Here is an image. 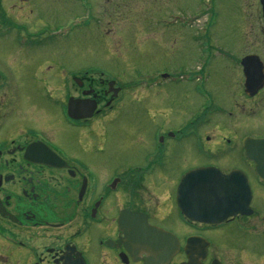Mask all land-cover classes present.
<instances>
[{
  "label": "flooded vegetation",
  "instance_id": "af4514ba",
  "mask_svg": "<svg viewBox=\"0 0 264 264\" xmlns=\"http://www.w3.org/2000/svg\"><path fill=\"white\" fill-rule=\"evenodd\" d=\"M70 1L0 0V264H264V176L244 149L264 138V56L220 50L231 64L215 103L206 57H217L204 55L202 77H189L201 105L150 137V118L126 111L129 85L65 63V21L74 31L80 19ZM69 103L89 116L69 115ZM190 137L215 149L197 167L248 180L249 202L218 223L189 220L176 203L188 169L172 178L175 146L187 153ZM150 227L178 248L151 247Z\"/></svg>",
  "mask_w": 264,
  "mask_h": 264
},
{
  "label": "rangeland",
  "instance_id": "374dc122",
  "mask_svg": "<svg viewBox=\"0 0 264 264\" xmlns=\"http://www.w3.org/2000/svg\"><path fill=\"white\" fill-rule=\"evenodd\" d=\"M77 1L80 19L75 30L71 18L65 21V63L75 59L81 69H95L129 85L126 111L150 118V137L157 128L179 127L201 105L193 93L194 85L201 83L189 77H202L197 67L204 55L217 57H206V70L212 74L206 85L215 103L218 76L228 79L225 69L231 64L220 50L238 56L251 49L264 56L259 0ZM229 102L224 105L228 110ZM175 150V180L182 171L206 162L202 152H215L199 137L188 139L187 153L183 146ZM176 234L184 235L183 229Z\"/></svg>",
  "mask_w": 264,
  "mask_h": 264
},
{
  "label": "water",
  "instance_id": "95a60500",
  "mask_svg": "<svg viewBox=\"0 0 264 264\" xmlns=\"http://www.w3.org/2000/svg\"><path fill=\"white\" fill-rule=\"evenodd\" d=\"M261 4L262 17L264 18V0ZM252 59H258L255 55L246 56L242 64L247 65ZM259 89V87H257ZM68 114L75 117H85L83 109H76L69 103ZM244 149L248 158L256 161L257 171L261 176L264 170V138H254L244 141ZM238 170H232L227 174L212 166L196 167L187 171L180 179L176 190V203L187 219L200 223H218L227 216L234 215L243 210L245 203L250 199V188L246 176ZM147 223V221H146ZM152 236L149 239L151 247H165L169 244L174 252L178 248V241L173 235L170 240L168 233L154 227L148 228ZM189 238L184 246L188 252ZM156 254V253H155ZM168 257L167 254H163ZM181 264H188L184 262ZM197 264L196 260L193 263Z\"/></svg>",
  "mask_w": 264,
  "mask_h": 264
}]
</instances>
